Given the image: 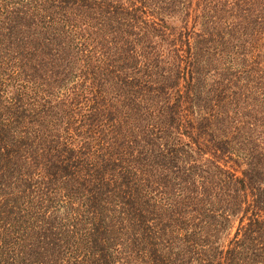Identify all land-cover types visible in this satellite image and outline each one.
<instances>
[{
	"label": "trees",
	"instance_id": "1",
	"mask_svg": "<svg viewBox=\"0 0 264 264\" xmlns=\"http://www.w3.org/2000/svg\"><path fill=\"white\" fill-rule=\"evenodd\" d=\"M0 264H264V0H0Z\"/></svg>",
	"mask_w": 264,
	"mask_h": 264
}]
</instances>
